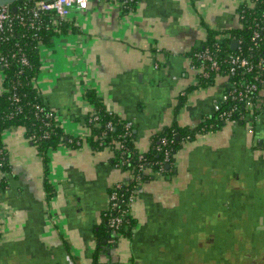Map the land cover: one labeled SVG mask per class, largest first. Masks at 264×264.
I'll use <instances>...</instances> for the list:
<instances>
[{"label": "crops", "instance_id": "obj_1", "mask_svg": "<svg viewBox=\"0 0 264 264\" xmlns=\"http://www.w3.org/2000/svg\"><path fill=\"white\" fill-rule=\"evenodd\" d=\"M245 1L135 0L125 12L118 0H89L71 10L52 45H41L37 87L65 132L80 137L93 110L85 92L94 89L134 124L146 151L173 122L195 127L214 116L227 79L198 86L190 53L208 27H239ZM2 138L9 171H0V264H67L69 254L75 264H264V106L254 124L230 121L186 141L174 173L139 189L132 235L95 263L109 189L128 171L112 164L109 148L58 147L49 154L48 199L43 159L25 129Z\"/></svg>", "mask_w": 264, "mask_h": 264}, {"label": "trees", "instance_id": "obj_2", "mask_svg": "<svg viewBox=\"0 0 264 264\" xmlns=\"http://www.w3.org/2000/svg\"><path fill=\"white\" fill-rule=\"evenodd\" d=\"M36 1L38 0H21L8 6L13 16L12 31L5 33L6 38L0 39V71L4 75L1 86L6 89L0 92V171H9L8 154L2 137L4 131L12 128L23 127L27 138L42 157L48 199L55 194V188L46 176L51 151L61 146L75 149L84 144H89L95 151L109 148L113 153L112 164L128 171V176L109 189V194L118 193L117 207L113 209L109 205L104 212V223L97 233L93 259L95 263L98 255L118 242L120 237L132 235L136 222L130 210L117 230H113L110 225L113 216L123 209H129L127 201L132 194H138L145 182L174 173L176 155L183 144L193 140L200 132L215 130L225 124L227 121L223 116L224 111L233 107L235 112L231 118L236 123L254 124L263 110L264 95L254 93L251 98L255 106L253 111L246 107V102L230 99L221 101V110L215 111L211 119L195 127L181 126L175 121L152 136L149 149L140 151L135 143L134 124L109 109L94 89H87L85 96L93 105V110L88 112L84 120L89 133L85 137L72 136L65 132L61 122L54 116L57 114L56 110L49 105L36 85L41 67L40 45H52L53 38L65 30L67 23L61 21L55 29L52 11L40 12L39 17L35 18L32 9ZM13 7H16L15 11ZM122 8L125 12L132 11L135 0L129 1ZM238 15L240 26L237 28L218 30L208 27L207 38L201 46L193 49L190 56L193 64H197L199 60H196L195 54L208 47L220 63L219 76L228 73L231 81H238L236 92L252 83L264 88V0L243 2L238 8ZM21 16L24 21L20 20ZM31 21H34L33 26L30 25ZM255 30L259 32V37H254ZM34 33L38 36L34 37ZM233 41L237 42L236 48L232 47ZM232 55L248 58L253 69H239L231 73L229 69ZM217 75L210 72L208 76L201 77L198 86H211L219 77ZM184 100L181 95L177 108L184 104Z\"/></svg>", "mask_w": 264, "mask_h": 264}, {"label": "built area", "instance_id": "obj_3", "mask_svg": "<svg viewBox=\"0 0 264 264\" xmlns=\"http://www.w3.org/2000/svg\"><path fill=\"white\" fill-rule=\"evenodd\" d=\"M129 1H132V0H118L121 7H124L126 3H128ZM88 3H89V0H50V1L38 0L35 2L33 6L32 15L35 18H38L40 12L52 11L54 13L53 22L55 24V29H57V25H59L61 21L67 20V18L71 14V10L74 7H77L78 9H81V10H85L88 8ZM12 19H13V16L11 15L9 11V7L8 6L0 7V34H3L2 36H0V39H4V37L6 38L7 36L5 35L6 32L12 31V26H11ZM20 20L24 21V17L21 16ZM30 25L33 26L34 21H31ZM37 36L38 34L34 33V37H37ZM259 36H260L259 32L255 30L254 37H259ZM195 56L197 57L196 60H199V62L197 64H192V68L196 70L199 78L208 76L210 72L217 73L218 74L217 76L220 75V63L218 62L215 54L212 52L210 48L208 47L204 48L202 51L197 52ZM1 59H4V57H1ZM23 61L26 62V60H23ZM230 63H231V66H230L229 71L231 73L236 72L239 69L241 70L245 69L247 71H250L253 69V66L250 60L240 55H232ZM0 76H1L0 77V81H1L4 77L2 72L0 73ZM222 77H225L227 79V87L224 90L222 97L214 104V110L215 111L221 110L222 108L221 101H229L230 99H232V100H240L242 102H246V107L250 111H253L255 106H254V103L251 101V98L253 97L255 92L262 94L264 88H260V86L257 83H252L250 85H246L244 90H239L236 92L237 90L236 86L238 84V81H231L230 75L228 73ZM0 87H1V91L6 90L5 88L1 86V82H0ZM234 112H235V108L233 107L223 112V116L227 122H230V121L236 122L235 120L231 118ZM50 115H53V113H50ZM54 116L58 119L56 113ZM136 195L137 194L134 193L128 198L127 205L129 209L121 210L118 215H115L110 219V225L112 226L113 230H117L122 222L123 217L127 215L130 211L132 212V206L136 200ZM117 199H118V193L113 192L109 194L108 206L110 205L111 208L115 209L117 207ZM67 264H75V261L70 254L67 257Z\"/></svg>", "mask_w": 264, "mask_h": 264}, {"label": "water", "instance_id": "obj_4", "mask_svg": "<svg viewBox=\"0 0 264 264\" xmlns=\"http://www.w3.org/2000/svg\"><path fill=\"white\" fill-rule=\"evenodd\" d=\"M18 1H21V0H0V7H2V6H10V5H13L15 2H18ZM47 1H50V0H47ZM13 10L15 11L16 7H13ZM236 46H237V42L233 41L232 42V47L236 48Z\"/></svg>", "mask_w": 264, "mask_h": 264}]
</instances>
